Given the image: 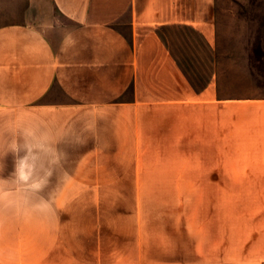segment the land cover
<instances>
[{
    "label": "crops",
    "instance_id": "obj_1",
    "mask_svg": "<svg viewBox=\"0 0 264 264\" xmlns=\"http://www.w3.org/2000/svg\"><path fill=\"white\" fill-rule=\"evenodd\" d=\"M217 1L29 0L24 20L0 25V264L129 259L118 164L2 157L150 151H117V138L137 147L155 120L169 134L190 108L197 149L209 133V148L261 164L246 177L264 179V95L224 91ZM245 194L200 207L199 264H264V184Z\"/></svg>",
    "mask_w": 264,
    "mask_h": 264
},
{
    "label": "rangeland",
    "instance_id": "obj_2",
    "mask_svg": "<svg viewBox=\"0 0 264 264\" xmlns=\"http://www.w3.org/2000/svg\"><path fill=\"white\" fill-rule=\"evenodd\" d=\"M28 3L0 0V25L24 20ZM215 11L214 60L225 77L224 91L264 95V0H218ZM189 113L190 108H185L183 123L173 133L169 131L170 135L155 120L154 136L141 134L137 147L119 146L117 138V151H150L118 152V156L2 157V162L5 158L12 163L16 159L68 167L118 164L122 240L129 258L125 264H199L200 207L244 203L246 190L264 184V179L246 177L251 169L260 170L261 164H249L233 155L230 163L227 149L209 148V133L202 134L203 147L197 149L199 137L193 132Z\"/></svg>",
    "mask_w": 264,
    "mask_h": 264
}]
</instances>
